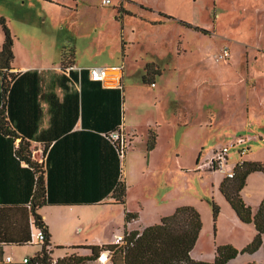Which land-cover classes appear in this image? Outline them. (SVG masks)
<instances>
[{
	"label": "rangeland",
	"instance_id": "rangeland-1",
	"mask_svg": "<svg viewBox=\"0 0 264 264\" xmlns=\"http://www.w3.org/2000/svg\"><path fill=\"white\" fill-rule=\"evenodd\" d=\"M75 1L67 0L68 8L78 9L79 13H66L65 23L43 21V13L26 14L25 21L17 10L3 8L0 13L8 19L15 35V67L20 70L57 69L62 50L73 53L82 67L123 69L124 131L132 137L130 129L136 128L133 145L126 148L121 162V173L129 185L125 203L85 206L67 211V216L81 223L80 234L106 237L111 232L123 233L125 228L140 230L146 221L150 225L158 223L159 217L152 218L154 211H161L177 198L197 203L203 191L205 196L198 206L201 229L191 257L212 261L216 247L225 244L242 249L252 240L246 242L255 229L243 224L241 231L235 225L239 223L229 218L234 217V210L219 188L224 173L203 168L194 172L191 167L205 141L202 160L209 147L246 133L241 128L246 86L251 89L258 85L257 91L248 93L251 107L258 109L257 95L264 98V0H133L153 10L138 9L133 2L122 0L121 7L126 4L130 9L127 13H119L113 0L109 4H101V0ZM157 10L174 16L159 22ZM224 49L228 54L222 58ZM149 62L160 71L152 85L142 80ZM259 104L264 107V103ZM154 119L159 136L152 153L153 167L136 173L144 156L147 124ZM231 152L229 162L237 158L236 151ZM175 154L184 171L173 175L165 167L175 160ZM33 155L41 159L37 144ZM218 174L223 175L219 185ZM210 200L218 209L215 220ZM125 212L135 216L126 219ZM112 257L109 251L103 262L97 257L84 264H112ZM228 262L264 264V236L255 251L239 252Z\"/></svg>",
	"mask_w": 264,
	"mask_h": 264
},
{
	"label": "trees",
	"instance_id": "trees-1",
	"mask_svg": "<svg viewBox=\"0 0 264 264\" xmlns=\"http://www.w3.org/2000/svg\"><path fill=\"white\" fill-rule=\"evenodd\" d=\"M119 13H127L119 5ZM117 17V15H116ZM0 28L3 40L0 44V200L19 199L21 190L25 191V202L30 208L32 225L41 228L45 238L40 249L22 264H84L86 261L96 259L102 250L113 252L112 264H227L230 259L239 252H253L262 243L264 235V197L257 208L253 211L241 197L240 190L245 183L246 176L252 171H263L264 162L242 160L234 166V175L231 178L224 177L220 183V191L234 210L238 219L245 223H252L255 234L252 240L242 249H237L230 244L217 246L212 261L194 259L190 251L195 244L201 229V217L199 211L192 205L177 206L173 212L163 215L158 223L147 225L140 230L134 229L124 232V240L121 244L110 242L103 244H89L72 246L73 248H86L88 253L78 254L72 252L62 257L55 258L52 262V248L50 246V233L44 222L39 208L46 203H69L55 202L48 194L49 157L51 151L60 137L82 136L87 137L96 144L104 143L110 153L102 152L99 155L105 167L104 174L112 175L113 202L124 203L126 184L120 179L121 173V149L119 142L110 137V132L117 130L122 124L121 118V89L120 87H104L99 80H93L89 75V67L78 68L76 73L72 71V63H66V52L62 50V60L58 65L60 78L79 81V89L74 93L64 96L57 102L54 93L49 100L50 110L57 105L61 106L55 113L52 112L50 125L38 131V75L35 70L18 72L12 70L14 58L12 33L7 19L0 15ZM73 53L68 54L72 56ZM144 82L153 84V75L159 73L157 66L149 62L145 65ZM152 75L151 78H147ZM152 79V80H150ZM59 83V82H58ZM61 87H67L59 83ZM42 99L45 96L42 94ZM107 96L115 106L107 104ZM54 98V100H53ZM66 100L68 104H74L73 119L61 125L65 115L62 107ZM80 115L81 123L88 126L80 130H71L76 116ZM99 120L109 119L108 125L100 124ZM50 145V141L54 139ZM30 139H42L43 148L41 161L33 159V149ZM156 132L149 130L147 135L146 149L151 150L155 145ZM197 162V161H196ZM99 162V165H102ZM10 178L15 190L12 191L3 184ZM104 196V194H103ZM97 199L85 200V203H94ZM213 220L216 218L217 206L210 200ZM134 213L125 212V218L134 217ZM60 248L62 246H55Z\"/></svg>",
	"mask_w": 264,
	"mask_h": 264
},
{
	"label": "crops",
	"instance_id": "crops-1",
	"mask_svg": "<svg viewBox=\"0 0 264 264\" xmlns=\"http://www.w3.org/2000/svg\"><path fill=\"white\" fill-rule=\"evenodd\" d=\"M120 5V1L122 0H113ZM119 1V2H118ZM133 2L135 7L138 9L143 10H153L151 6L147 4L135 2L133 0H127ZM75 4L76 1L74 0ZM112 0H110V3ZM109 4V3H108ZM0 13L3 8L8 9L9 11L17 10L20 13V18L25 21L26 14H32L31 16H39L38 14H44L43 21L48 20L49 22L60 20L63 23L66 22L65 14L68 12L73 13L74 11L78 14L79 10L68 8L70 5L67 0H0ZM77 6V5H75ZM117 6V7H118ZM121 6V5H120ZM125 9L126 11L130 12L129 8L124 4L121 7V10ZM32 12V13H29ZM58 13V14H57ZM159 22L161 18L174 16L168 12L157 10ZM111 14H116L115 11H111ZM8 21V19H7ZM9 24V21H8ZM35 25V24H34ZM10 27V26H9ZM11 29V28H10ZM123 29V28H121ZM122 37L123 44L126 45V41L124 40V35ZM3 40V33L2 37H0V44ZM13 52L14 58L12 61V70L23 72L25 70H35L38 75V102H39V110H38V131L36 134H40L41 130L47 128L50 125V118L52 112L55 113L61 106H55L53 110H50L49 100L52 99L50 94L51 92L54 93L57 97V102H61L64 96H68L70 93H74L79 89V81H75L73 79H65L60 78V73L57 69L51 70H38V69H23L20 70L15 67V35H14V43H13ZM125 55V54H124ZM75 56H68L66 54L65 62L72 63L73 68L72 71L76 73L79 66L75 62ZM62 60V51L60 54V63ZM59 63V64H60ZM156 64V63H155ZM87 68V67H86ZM106 68H116L118 71L116 72V78L114 84L110 85L106 83L105 80L102 82V86L104 87H120L121 89V118H122V125L123 129L125 127L124 120H123V107H122V87H121V78L123 69L122 66H112ZM160 72V71H159ZM110 76L115 74H109ZM156 75V74H155ZM153 75V77L155 76ZM144 76V72L142 74V78ZM152 75H148L147 78H151ZM143 80V79H142ZM152 80V79H150ZM66 84L67 87H61L59 83ZM109 82V81H108ZM111 83V82H110ZM153 78V84H154ZM150 84V83H149ZM152 85V84H150ZM262 86H264L262 84ZM246 89V109H245V120H243V124L241 128L246 131L245 134H238L244 135L248 138L249 149L248 152L241 158V160H249V161H261L264 162V122H262V118L264 117V107H262L259 103H264V98L261 95H257V106L258 109H254L251 107L250 102L248 101V93L250 91H257L258 85L253 86L251 89L249 87H245ZM44 95L45 98L41 95ZM107 104L110 106H115L116 103L113 102L112 97L110 98L107 96ZM54 100V98H53ZM259 102V103H258ZM69 102L66 100L65 105L62 107V112L64 113L65 117L63 120L60 118V122H63L61 125H66V123L70 122L73 119V109L74 104L71 102L70 105H67ZM100 124L108 125L110 123L109 119L106 120H99ZM156 120L154 119L153 123L147 124L146 134H145V144H144V156L141 158V165L139 166V170H135L136 173L142 174L144 171H150L152 166V153L157 147L158 141V132L156 130L157 125ZM88 126L86 123H81V117L78 114L76 116V120L71 128V130H80L83 127ZM154 130L156 132V140L154 147L147 151L146 149V142H147V135L149 130ZM131 136L126 133L129 137L130 144L133 145V136H136V128L130 129ZM236 136V137H237ZM235 137V138H236ZM234 138V139H235ZM32 149L34 150L35 145H39V147L43 148L42 139H30ZM55 138L50 141V145L54 142ZM233 140V139H232ZM51 151V155L49 157V168H51V175H48V194L55 202H69V203H46L39 208V213L41 214L44 222L48 226V230L50 233V246L52 248V256L55 258L62 257L66 254L77 252L78 254H86L88 253V249L86 248H73L72 246L78 245H89V244H103V243H110L113 241V238L116 234L111 232L109 235L104 237L103 234H95L89 236L88 234H80L83 231V226H80L81 223H78V219L70 218L67 216V211L78 210L85 206H100V205H110V204H122L125 203L126 197V190L129 185L127 184L123 175L120 176V179L124 180L126 184L125 196H124V203L113 202V198H111L112 191H109L112 182V175L110 174L108 177L104 174L105 167L102 164L101 156L99 155L102 152L110 153L109 148L102 142L96 144L93 140L82 137V136H73V137H60ZM207 141H205V144ZM204 143H202L200 149L196 150V160L195 166L191 167V169L196 172L200 171L201 168L206 170V172L210 171L205 169L204 167H198L197 165L202 161L200 159L202 150L205 148ZM219 146L213 145L209 147L206 155H208L212 148ZM232 152H230L231 155ZM236 153V152H235ZM169 155V153H168ZM178 155V154H177ZM175 154V160L171 161L168 167V172L171 174L175 173H183L184 167L180 163L178 157ZM32 157L34 155L32 153ZM42 158V157H41ZM36 160V159H35ZM38 161V160H37ZM197 161V162H196ZM239 161V157L237 154V158H235L232 162L235 164ZM99 162L102 164L99 165ZM223 172V171H220ZM224 173V172H223ZM225 177V174H224ZM218 179H216V184L219 185L221 179L223 178L222 174H218ZM11 179L8 178L7 182L3 184L4 187H8L10 190L14 191L15 188L11 183ZM213 186V185H212ZM203 191L199 194L200 198L198 202L195 201H179V198L173 201H170L166 204L165 208L161 211H154L152 214V218H161L163 215L170 214L173 210L180 205L189 204L194 206L198 210V206L200 204V199L203 198L205 195L202 194ZM104 194V196H103ZM240 194L244 202L251 206L253 211L259 205L261 199L264 197V172L263 171H252L248 173L245 179V183L240 190ZM103 196L99 201L94 203H85V200L97 199L100 196ZM25 191L21 190L19 195V199L16 200H0V264H22V259L24 257L33 256L39 249L40 245L33 242L32 240V216L30 213V208L25 202ZM227 201V200H226ZM234 212V211H233ZM234 217L229 215V218L232 222L239 223L235 224L241 231H244V228L240 225L243 224H251L252 223H245L238 219L235 212L233 213ZM145 225H150L149 223H145ZM145 226H142L143 228ZM254 227V225H253ZM139 228V229H141ZM255 229V227H254ZM134 230V229H130ZM130 230H124L130 231ZM256 230L253 233H249L248 237L246 238L249 241L255 234ZM122 234V233H121ZM264 236V235H263ZM245 240V239H244ZM246 242L242 243L245 244ZM55 246H62L57 248ZM6 256H10V260H6ZM194 259H197L194 257ZM249 262L248 264H250ZM230 264V262H228ZM254 264H256L254 262Z\"/></svg>",
	"mask_w": 264,
	"mask_h": 264
},
{
	"label": "built area",
	"instance_id": "built-area-1",
	"mask_svg": "<svg viewBox=\"0 0 264 264\" xmlns=\"http://www.w3.org/2000/svg\"><path fill=\"white\" fill-rule=\"evenodd\" d=\"M108 3H110V0H101V4H108ZM227 54H228L227 50L224 49V51L221 53L220 56L223 58ZM107 69L108 68L106 67H96V66L89 67L90 78L93 80H99L101 82H104L105 76L107 75ZM110 137L113 140L119 142L121 149V157H123L126 148L130 144L129 137L125 133L123 129V125L121 124L119 125V128L117 130L111 131ZM248 149H249L248 138L244 135H239L235 139L227 143L212 148L210 153L208 155H205V158H203V160L197 166L199 168L204 167L205 169L208 170L211 169V170L223 171L225 177L231 178L234 175V166L240 161H242L241 158L248 152ZM231 150H235L239 157V161H237L235 164L233 162H229ZM39 161H41V159ZM30 233L33 237L32 238L33 242L37 244H41L43 242L45 235L41 228L32 227V231ZM123 240H124V232L122 234L121 233L116 234L112 242L121 244ZM107 253H108L107 250L101 252L98 256L99 261L103 262L104 259H106ZM6 260L7 261L10 260V256H6ZM28 260L29 257H24L21 261L25 263ZM54 261L55 258L52 259V262Z\"/></svg>",
	"mask_w": 264,
	"mask_h": 264
},
{
	"label": "bare ground",
	"instance_id": "bare-ground-1",
	"mask_svg": "<svg viewBox=\"0 0 264 264\" xmlns=\"http://www.w3.org/2000/svg\"><path fill=\"white\" fill-rule=\"evenodd\" d=\"M115 78H116V74H115V75H112V76H110L109 74H107V75L105 76V80H106V81H109V82H111V83H114ZM102 259H104V258H102ZM104 260H105V259H104Z\"/></svg>",
	"mask_w": 264,
	"mask_h": 264
},
{
	"label": "water",
	"instance_id": "water-1",
	"mask_svg": "<svg viewBox=\"0 0 264 264\" xmlns=\"http://www.w3.org/2000/svg\"><path fill=\"white\" fill-rule=\"evenodd\" d=\"M108 71H118L116 68H109V69H107V72ZM112 84V83H111Z\"/></svg>",
	"mask_w": 264,
	"mask_h": 264
}]
</instances>
